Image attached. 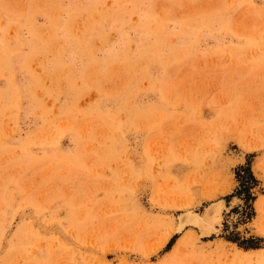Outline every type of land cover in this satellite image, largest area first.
Returning <instances> with one entry per match:
<instances>
[{"label":"rangeland","instance_id":"rangeland-1","mask_svg":"<svg viewBox=\"0 0 264 264\" xmlns=\"http://www.w3.org/2000/svg\"><path fill=\"white\" fill-rule=\"evenodd\" d=\"M0 264H264V0H0Z\"/></svg>","mask_w":264,"mask_h":264},{"label":"bare ground","instance_id":"bare-ground-1","mask_svg":"<svg viewBox=\"0 0 264 264\" xmlns=\"http://www.w3.org/2000/svg\"><path fill=\"white\" fill-rule=\"evenodd\" d=\"M224 207L225 202L221 200L210 205L203 215H199L193 211L183 212L179 216L178 230L183 231L186 225L192 224L199 229L202 236H210L221 226Z\"/></svg>","mask_w":264,"mask_h":264},{"label":"trees","instance_id":"trees-1","mask_svg":"<svg viewBox=\"0 0 264 264\" xmlns=\"http://www.w3.org/2000/svg\"><path fill=\"white\" fill-rule=\"evenodd\" d=\"M241 168L245 169V171L248 172V175H249L248 179L253 180V181L256 180V178H255V176H254V174L252 172L250 164H248L247 166H241ZM241 168L237 170V175L238 176H240V174H241L240 173L241 170H242ZM245 188H246L245 191L239 190L238 194L242 195L243 192H245L246 193L245 194V200L247 202L250 201V200H253L254 196H252V193L250 191V189H251L250 186L249 187L246 186ZM177 237H178V235H174L171 238L170 242L167 245V249H170L172 247V245L174 244V242H175ZM228 240L237 243L240 247L245 248V249L260 248L261 247L257 242H255L256 239L253 238V237L252 238H248V239H241V238H239V236H234V237L230 236V237H228Z\"/></svg>","mask_w":264,"mask_h":264},{"label":"crops","instance_id":"crops-1","mask_svg":"<svg viewBox=\"0 0 264 264\" xmlns=\"http://www.w3.org/2000/svg\"><path fill=\"white\" fill-rule=\"evenodd\" d=\"M247 153H250V152H247ZM257 158V157H256Z\"/></svg>","mask_w":264,"mask_h":264}]
</instances>
